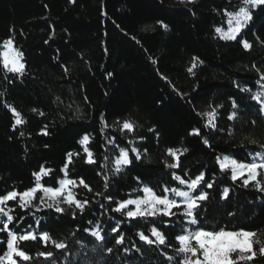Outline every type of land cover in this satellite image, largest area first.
Listing matches in <instances>:
<instances>
[{
	"label": "trees",
	"instance_id": "1",
	"mask_svg": "<svg viewBox=\"0 0 264 264\" xmlns=\"http://www.w3.org/2000/svg\"><path fill=\"white\" fill-rule=\"evenodd\" d=\"M239 5L240 0H198L195 4L181 0H0V45L13 39L26 65L22 77L6 74L0 67V196L33 186V173L41 166L54 170L42 182L58 186L67 153L73 151L79 156L68 166L69 178H82L92 189H76L77 198L87 199L89 205L82 215L76 210L75 218L73 209L64 214L44 209L33 215L32 209L25 212L9 203L15 208L13 215L23 217L10 228L18 223L17 232L47 231L68 245L58 251L51 244L44 247L39 239L22 242L20 247L33 259L19 264H52V260L56 264H169L162 251L176 256L173 248L150 247L139 240L137 232L150 234L155 226L165 233L168 245L178 246L175 237L182 217L171 221L158 217L152 223L129 221L112 209L117 201L142 195L143 185L158 194L166 185L180 187L172 172L185 179L204 172L206 180L215 179L213 188L207 189L204 210H198L201 227L264 233V193L244 188L240 181L233 184L216 162L218 156L245 160L264 152L260 146L264 144V115L251 99L252 92L259 90V75L252 65L264 71V46L259 42L264 41V5L253 10L252 22L236 41L222 40L215 32L216 27H226L224 9L235 11ZM157 21L167 24L168 30ZM242 39L252 44L250 51L244 49ZM193 57L203 63L189 73ZM242 87L252 92L241 91ZM5 104L14 107L26 123L14 130V117ZM219 105V130L205 128L207 118L197 113ZM232 112L236 119L229 120ZM101 116L108 125L103 133ZM126 120L135 125L132 133L120 131ZM45 126L48 135L42 134ZM196 128L209 138L210 146L203 144L201 136L190 135ZM85 134L91 137L88 147L96 160L92 165L85 163L86 154L78 143ZM245 137L258 143L251 144ZM120 147H137L141 159L137 161L130 152L132 164L116 174L111 161ZM184 147L189 151L180 157V167L167 168L164 162L173 161L166 150ZM105 156L109 164L101 168ZM104 175L109 178L107 191ZM225 187L230 189L227 200L222 198ZM117 221L125 236L123 245L115 243L120 233L111 231ZM160 221L175 222V226ZM97 224L105 236L103 242L84 231L94 230ZM0 240L5 241L0 243L2 255L7 234L1 232ZM108 248L113 251L108 253ZM42 251L53 252L52 260L38 257ZM179 259L176 256V264ZM251 264H264V257L258 256Z\"/></svg>",
	"mask_w": 264,
	"mask_h": 264
},
{
	"label": "snow or ice",
	"instance_id": "2",
	"mask_svg": "<svg viewBox=\"0 0 264 264\" xmlns=\"http://www.w3.org/2000/svg\"><path fill=\"white\" fill-rule=\"evenodd\" d=\"M182 3L195 4L198 0H181ZM264 5V0H240V5L237 6L235 11H229L227 8L223 11V17L226 18L227 30L223 27H216L215 32L220 39L225 41H236L241 32L246 29L250 22L253 20V10ZM158 25L168 30V25L163 21H157ZM259 41V37H257ZM261 46H264V41H259ZM246 51L252 49V44L242 39L240 41ZM24 61V54L18 48L14 46L13 39L9 38L3 41L0 45V67L6 74H13L17 77H22L25 74L26 65ZM155 63V61H153ZM197 63L202 64L203 61H199L198 57H193L192 66L188 69L189 73H193V69L197 67ZM252 68L258 73L259 90L252 92L250 88H241V91L252 92L251 99L259 105V113L264 115V71L257 68L255 64ZM11 82V81H9ZM239 87V85H237ZM3 93H0L2 96ZM183 95V94H181ZM59 99V97H57ZM5 107L11 111L15 123V126H19L26 123L22 119L21 114L12 106L5 104ZM222 105L212 107L210 111L204 113H197L202 117H206L205 128L211 130H219L217 127V113L218 108ZM232 107L237 108V104L233 101ZM36 111V109H33ZM41 116L43 112L39 113ZM236 112H232L229 116V120L236 119ZM80 118V117H76ZM255 124V121L252 122ZM101 124L103 125L101 132L104 128H107L104 117L101 116ZM135 129V125L131 121H123L120 125L121 132L132 133ZM23 135V132L20 133ZM43 135H48L47 126L42 130ZM190 135L201 136L199 128L193 129ZM231 135V133H229ZM142 139V138H141ZM202 142L206 146H210V140L206 136H201ZM251 144H257L255 139H249L245 137ZM91 142V137L85 134L78 140V143L83 149V153L86 154L85 163L92 165L96 163L94 153L89 149L88 145ZM114 140H109L108 143H113ZM133 141L129 140V144ZM264 148V144L260 145ZM189 151L188 148H169L166 150L167 156L172 158L173 162L165 161V166L169 169H177L180 167V157ZM130 152L135 155V159L138 161L141 159L140 151L137 147H131L130 149L120 147L119 155L111 161L112 172L120 173L125 167L132 164L133 160L130 158ZM79 156L77 152L67 153V161L61 168L63 178L57 179L58 186H49L43 183L45 177H50L53 169L45 168L41 166L38 172H34V184L30 188L23 191L13 189L0 196V232L7 234L6 251L0 255V264H19L20 261L30 262L33 257L26 253L21 247L22 242L36 241L39 239L44 247H48L51 244L55 249L66 250L68 245L65 241H57L51 237L47 231L39 232L35 229L29 231L27 229H21L20 232L15 230L19 226L17 223L14 227V221H23V217L17 218L13 215L15 208L9 206V202H14L22 211L27 212L32 209V214L41 212L44 209H53L56 213L64 214L67 209H73L72 216L76 217V210L82 215L89 205L87 199H78L76 189L83 187L89 192L92 191L91 187L82 179L79 180L69 178L68 166L73 162V157ZM216 162L222 175L227 174L233 184L237 181L241 182V186L244 188H253L258 192L264 193V152L251 155V159L241 160L237 157L224 155L216 157ZM109 164L108 156L104 157V163L100 165L101 168H107ZM100 174V173H98ZM172 179L180 185V187L164 186L162 193L158 194L148 185H143L139 191L142 195H137L135 198H128L123 201H117L116 206L112 211L120 213L129 221L137 220L146 221L152 223L158 217H168L169 220L173 217H182L180 224V233L175 237L176 245H168L167 237L164 232L153 226L150 228V234H145L143 231H138L137 236L139 240L144 244L160 249L172 247L176 256H179L178 264H251L258 256L264 257V233L253 230H227L226 228L205 229L200 226L199 214L204 210L205 205L203 202L209 199V193L207 189H212L216 183L215 179L206 180L205 173L200 172L195 175L194 178L185 179L182 175L172 172ZM187 175V173H185ZM105 181V191L108 189V176H103ZM230 189L225 187L222 192V198L228 199ZM96 195H101L97 193ZM111 202V196L107 197ZM66 206V207H65ZM232 215V213H230ZM6 218V219H5ZM36 225L40 223V218H36ZM91 223V222H90ZM160 223L165 226L174 227L175 222L172 224H166L164 221ZM28 227H31L29 225ZM97 242H103L105 236L102 234V229L99 224L95 226L94 230L88 228L84 229ZM113 233H120L116 237L115 243L117 245H123L125 236L120 230V222L117 221L116 225L112 227ZM0 243H5L4 240H0ZM139 251V249H137ZM112 248H108L107 252L111 253ZM127 251V249H125ZM162 254L169 261V264H176V256L167 255L162 251ZM38 257H43L45 260H52L54 253L39 252ZM19 258V259H17ZM67 260V256L65 257ZM52 264H56L55 260H52ZM70 264V262H69Z\"/></svg>",
	"mask_w": 264,
	"mask_h": 264
},
{
	"label": "rangeland",
	"instance_id": "3",
	"mask_svg": "<svg viewBox=\"0 0 264 264\" xmlns=\"http://www.w3.org/2000/svg\"><path fill=\"white\" fill-rule=\"evenodd\" d=\"M223 28H224L225 30H227V23H226V27H223ZM244 30H245V29H244ZM244 30H243V31H244ZM243 31H242V32H243ZM242 32H241V33H242ZM240 35H241V34H240ZM240 35H239V36H240ZM239 36H238V37H239ZM238 37H237V38H238ZM133 198H135V197H133ZM9 203H10V202H9ZM5 219H6V218H5ZM0 233H1V232H0Z\"/></svg>",
	"mask_w": 264,
	"mask_h": 264
}]
</instances>
